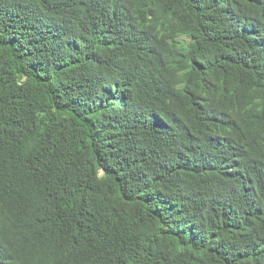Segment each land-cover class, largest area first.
<instances>
[{"label": "trees", "instance_id": "trees-1", "mask_svg": "<svg viewBox=\"0 0 264 264\" xmlns=\"http://www.w3.org/2000/svg\"><path fill=\"white\" fill-rule=\"evenodd\" d=\"M264 264V0H0V264Z\"/></svg>", "mask_w": 264, "mask_h": 264}, {"label": "rangeland", "instance_id": "rangeland-1", "mask_svg": "<svg viewBox=\"0 0 264 264\" xmlns=\"http://www.w3.org/2000/svg\"><path fill=\"white\" fill-rule=\"evenodd\" d=\"M41 264H44V263H41Z\"/></svg>", "mask_w": 264, "mask_h": 264}]
</instances>
